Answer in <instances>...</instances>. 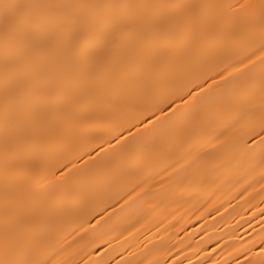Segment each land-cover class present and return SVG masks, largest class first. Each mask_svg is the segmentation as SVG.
<instances>
[{
    "label": "snow or ice",
    "instance_id": "1",
    "mask_svg": "<svg viewBox=\"0 0 264 264\" xmlns=\"http://www.w3.org/2000/svg\"><path fill=\"white\" fill-rule=\"evenodd\" d=\"M209 104L264 154V0H0V264H73L57 231L111 219L130 158Z\"/></svg>",
    "mask_w": 264,
    "mask_h": 264
},
{
    "label": "bare ground",
    "instance_id": "2",
    "mask_svg": "<svg viewBox=\"0 0 264 264\" xmlns=\"http://www.w3.org/2000/svg\"><path fill=\"white\" fill-rule=\"evenodd\" d=\"M245 47L241 43L228 55ZM252 72L258 105V63ZM202 112L200 119L189 112L186 123L157 139L149 154L130 158L113 184L124 199L108 201L111 219L82 240L70 220L57 231L51 246L63 250L61 259L73 264L97 259L105 264H246L260 257L264 154L238 142L239 133L231 127L236 113H218L212 104ZM259 116L257 108L250 118ZM101 235L110 243L93 244Z\"/></svg>",
    "mask_w": 264,
    "mask_h": 264
}]
</instances>
